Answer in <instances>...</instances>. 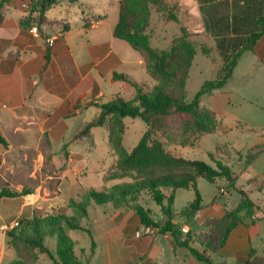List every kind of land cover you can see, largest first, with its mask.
I'll list each match as a JSON object with an SVG mask.
<instances>
[{"label":"rangeland","instance_id":"1","mask_svg":"<svg viewBox=\"0 0 264 264\" xmlns=\"http://www.w3.org/2000/svg\"><path fill=\"white\" fill-rule=\"evenodd\" d=\"M164 3V9L161 11L157 6L151 5V19L147 32L152 47L161 51L171 48L174 41L181 36L182 29L187 31L188 40L196 49V56L185 86L186 101L192 102L202 85L216 78L222 59L216 51L213 38L206 32H198L199 22L191 16V9L185 10L179 0H164ZM106 8L101 2L95 8L85 10V15L93 13L102 15ZM58 9L54 8L50 11L49 16L55 15ZM81 16L80 12L75 18ZM109 24L111 25L110 21L105 24L104 34L107 33ZM258 76L256 73L248 78L237 75L224 88L214 90L200 98V107L215 113L218 126L213 133L203 134L201 137L192 133L183 134L185 124L192 119L190 115L183 114L168 115L165 128L153 132V137L161 141L172 155L201 160L217 168L209 157V153H213L216 160L230 167L231 175L236 179L235 187H230L224 178L216 180L214 184L203 178L198 179V188L203 198V206L197 213L198 218L183 214L195 199L194 190L180 189L175 193L173 222L177 228L176 240L178 242L185 240L189 246L202 249L216 263L238 264V252L248 253L251 249L255 250L256 258L264 256V80ZM138 78L139 82H147L148 88L156 83H151L149 78L140 76ZM121 98L130 99L125 94H122ZM125 125L122 143L130 152L148 130V126L138 118H126ZM95 146L88 162H84L78 169L73 180L75 183L73 190L61 191L56 188L49 198L39 199L37 202L41 204V208L33 209V216L48 213L77 215L69 203L71 199L76 201L82 199V188L105 191L115 184L128 180L127 178L115 181L107 179L110 173L116 171L118 160L116 151L109 143L107 128H98L95 133ZM65 156L67 158L68 155L65 153ZM21 186H23L22 190L34 191L35 188L33 183H24ZM240 190L249 192L255 204L260 207L256 211V221L252 222L249 218H245L244 222L231 233L227 245L218 249L217 225L226 211L232 210L238 204ZM166 193L170 192L166 191ZM135 201L145 209L151 210L150 217L155 222L164 223L165 219L160 207L152 200L149 193L141 192L136 196ZM24 202L25 200L18 197L7 199L0 205L1 214L5 215L4 226L0 228V264H11L21 260L10 245L7 233L12 229L11 227H16L15 223L32 217L28 206L22 207ZM110 211L114 213L112 208L91 204L88 207V216L79 219L82 230L70 231L76 244L75 254L83 264H187V260L192 257L188 249L178 246L174 248V240L170 233L159 234L157 229L145 227L138 222V227H133L131 231L130 229L121 231L119 229L121 222L129 225L132 223L130 215H135L139 221L133 209H123L122 216L110 215ZM95 220L98 223H95ZM96 224H99L101 229H97ZM184 226L189 227L186 233L182 230ZM208 239L212 242L210 248H202V243ZM144 240L150 242L147 249L142 251L131 242ZM55 241L54 238L46 240V245L53 254H55ZM92 242H94L93 248ZM27 257L25 256L24 259ZM195 262L205 264L196 260ZM26 264H53V262L48 255L37 253L35 260Z\"/></svg>","mask_w":264,"mask_h":264},{"label":"trees","instance_id":"2","mask_svg":"<svg viewBox=\"0 0 264 264\" xmlns=\"http://www.w3.org/2000/svg\"><path fill=\"white\" fill-rule=\"evenodd\" d=\"M14 0H0L1 8ZM28 5V15L20 20L21 26L43 25L55 23L47 20V13L62 4H74L79 0H25ZM202 15L204 30L213 38L217 53L222 59V65L214 80L206 81L196 93L192 102L186 101L185 86L189 71L196 56V49L188 40V33L181 30V36L174 41L168 50L158 51L151 45L148 28L151 19V5L161 11L164 0H121L119 20L114 29V37L126 42L138 52L144 60L148 72L153 76L155 85L148 88L145 83L132 81L127 75L114 74L115 80L128 82L134 89L130 100L117 98L108 102L97 103L101 109L97 117L86 124L79 137L89 136L94 127H107L109 142L118 155L116 171L110 173L107 179L127 181L111 186L105 191L94 188H82L80 201L70 200L69 206L77 215L45 214L34 215L22 220L13 227L7 236L10 245L16 250L21 260L11 264H26L34 261L36 254H46L53 264H83L75 254V241L70 235L72 230H82L80 217L88 216L91 204L104 206L111 204L115 209H133L141 224L158 230L159 234L170 233L174 240V248L184 247L192 256L187 264H226L214 262L202 249L189 246L187 241L176 240L177 228L174 220L175 193L180 189H193L195 199L189 204L183 214L194 217L202 208L203 198L198 188V179L203 178L214 184L224 178L230 187H235V177L231 175L230 167L216 160L209 153L211 161L217 168L201 160H191L172 155L164 144L153 137V132L162 130L166 118L170 114L190 115L192 119L185 124L183 134L213 133L218 126L215 113L200 107V98L214 90L221 89L232 77L233 71L241 56L253 51L258 41L264 35V0H196ZM63 31L69 29V24L57 23ZM126 118L141 119L148 130L138 144L129 152L122 143ZM0 144L6 146V141L0 135ZM186 145V143H183ZM150 194L152 200L160 207L164 223L155 222L151 210L136 203V196L141 192ZM166 191L170 193L167 194ZM24 189L14 191L8 185L0 186V203L29 194ZM240 200L232 209L226 211L217 225L218 249L227 245L231 233L236 227L249 218L256 221L255 204L249 192L239 191ZM47 238H54L55 254L47 247ZM142 251L147 249L150 240L143 242L131 241ZM211 239L202 243V248H210ZM94 242H92V248ZM31 254L33 256H31ZM25 256H28L24 259ZM30 258V259H29ZM255 250L248 253L238 252V264H264L263 258H256ZM254 259V260H253Z\"/></svg>","mask_w":264,"mask_h":264},{"label":"crops","instance_id":"3","mask_svg":"<svg viewBox=\"0 0 264 264\" xmlns=\"http://www.w3.org/2000/svg\"><path fill=\"white\" fill-rule=\"evenodd\" d=\"M179 1L185 10L191 9V16L199 22L198 32H206L197 1ZM101 2L107 7L104 14L85 15V10ZM120 2L79 0L62 4L55 7L59 8L55 15L49 16L54 8L47 13V20L55 25H43L39 34L30 33V26L20 25L29 13L25 0H14L1 8L0 135L6 146L0 144V186L8 185L21 192V184L33 183L34 191L21 196L25 200L22 207L28 206L31 216L33 209L41 208L37 201L49 198L56 188L73 190L78 169L88 162L96 147L95 133L101 127L92 128L88 137L78 135L100 113L97 103L121 98L122 94L133 98V87L126 81L115 80L114 74L127 75L138 83H142L138 76L155 83L141 55L114 37ZM80 12L82 16L75 18ZM109 21L111 25L104 34ZM57 23L69 24V29L63 31ZM52 36H56L55 44L49 47L46 40ZM255 73L264 80V35L253 51L241 56L225 86L237 75L248 78ZM104 206L114 210L110 215L123 214V209H115L111 204ZM130 217L132 223L121 222V231H131L138 227L137 222L141 224L135 215ZM4 219L0 210V228Z\"/></svg>","mask_w":264,"mask_h":264},{"label":"built area","instance_id":"4","mask_svg":"<svg viewBox=\"0 0 264 264\" xmlns=\"http://www.w3.org/2000/svg\"><path fill=\"white\" fill-rule=\"evenodd\" d=\"M92 23H97V21H93ZM29 31L32 34H39V28L37 25H32L31 27H29ZM55 40H56V36H52V37L47 38L46 41H47L48 46L53 47L55 44ZM17 225H18V223H15V226H17ZM11 228H13V227H11ZM182 230L186 233L189 231V227L184 226Z\"/></svg>","mask_w":264,"mask_h":264}]
</instances>
